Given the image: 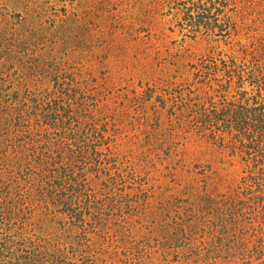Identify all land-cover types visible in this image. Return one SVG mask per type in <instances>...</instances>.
<instances>
[{"label": "rangeland", "instance_id": "rangeland-1", "mask_svg": "<svg viewBox=\"0 0 264 264\" xmlns=\"http://www.w3.org/2000/svg\"><path fill=\"white\" fill-rule=\"evenodd\" d=\"M0 264H264V0H0Z\"/></svg>", "mask_w": 264, "mask_h": 264}]
</instances>
